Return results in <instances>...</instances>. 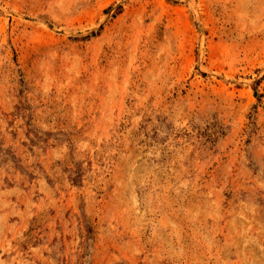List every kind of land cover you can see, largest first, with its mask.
<instances>
[{"label": "rangeland", "instance_id": "374dc122", "mask_svg": "<svg viewBox=\"0 0 264 264\" xmlns=\"http://www.w3.org/2000/svg\"><path fill=\"white\" fill-rule=\"evenodd\" d=\"M0 264H264V0H0Z\"/></svg>", "mask_w": 264, "mask_h": 264}]
</instances>
